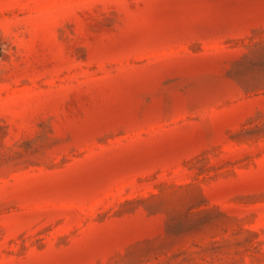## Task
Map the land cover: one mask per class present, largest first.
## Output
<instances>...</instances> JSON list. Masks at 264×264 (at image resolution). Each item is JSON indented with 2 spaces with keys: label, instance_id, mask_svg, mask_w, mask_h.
<instances>
[{
  "label": "rangeland",
  "instance_id": "374dc122",
  "mask_svg": "<svg viewBox=\"0 0 264 264\" xmlns=\"http://www.w3.org/2000/svg\"><path fill=\"white\" fill-rule=\"evenodd\" d=\"M0 264H264V0H0Z\"/></svg>",
  "mask_w": 264,
  "mask_h": 264
}]
</instances>
